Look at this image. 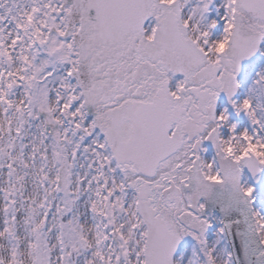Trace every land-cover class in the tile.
Here are the masks:
<instances>
[{
  "label": "snow or ice",
  "instance_id": "obj_1",
  "mask_svg": "<svg viewBox=\"0 0 264 264\" xmlns=\"http://www.w3.org/2000/svg\"><path fill=\"white\" fill-rule=\"evenodd\" d=\"M0 264H264V0H0Z\"/></svg>",
  "mask_w": 264,
  "mask_h": 264
}]
</instances>
